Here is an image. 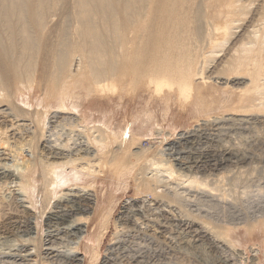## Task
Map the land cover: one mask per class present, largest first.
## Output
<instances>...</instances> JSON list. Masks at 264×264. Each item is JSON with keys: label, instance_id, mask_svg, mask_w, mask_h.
Here are the masks:
<instances>
[{"label": "bare ground", "instance_id": "bare-ground-1", "mask_svg": "<svg viewBox=\"0 0 264 264\" xmlns=\"http://www.w3.org/2000/svg\"><path fill=\"white\" fill-rule=\"evenodd\" d=\"M255 1L0 0V108L6 107L0 113L9 111L8 118L14 120L0 126V146L12 148L9 143L14 139L22 147L28 145L31 148V157H27L24 168L13 170L0 164V188L11 179H19L23 192L18 208L15 206L11 211H5L0 207V237L3 234L22 239L30 237L28 242L35 247L36 256H44L51 264H86L88 254L91 262L97 261L113 210L112 206H104L102 198L107 193L101 194L99 179L107 174L125 179V170L137 166L142 158L145 163L137 168L139 175H143L138 185L143 186L145 181L154 188L155 197L162 196L160 200L175 201V206L180 203L182 209L185 202L192 200L188 195V198L181 196L182 192L178 193L174 187L171 191L167 182L162 184L165 180L158 184L163 179L158 177L161 171L170 180L180 176L182 182L188 183L186 186H193L192 190L200 189L199 196L210 200L217 197L213 206H220V213L222 211L218 213L219 222L200 215L202 212L191 213L196 217L193 218L196 220L194 225L199 228L201 240L205 238L213 246L222 242L227 247L236 248L243 242L237 236L238 229L249 235L258 231L264 233V217L257 220L243 216L235 218L237 211L247 216L251 196L264 194V185L260 183L264 174L261 171L258 177L254 174L262 155L254 159L255 152L253 156L249 155L231 143L218 150L214 147L212 151L191 152L182 158L175 156L176 164L182 167L180 170L184 169L179 173L174 162L167 164L156 157L145 156L144 149L137 146L141 140L135 131L130 132L126 141L123 138L126 127L111 130L102 123L98 124L92 114L81 111L82 105L96 96L125 100L130 94L134 98L149 94L153 100L166 102L165 119L169 118L172 102L183 112L191 110L192 114L199 113L207 118H213V114L227 117L228 114L234 117L263 114L264 0H257L254 4ZM38 93L39 103L35 106L33 99ZM67 113L72 114L67 120H71L68 128L87 133L88 138L83 143L71 142L72 138L62 141L57 138L60 135L58 130L54 139L55 130L52 135L46 133L51 130L47 126L51 114L56 115L57 120L65 121ZM162 124H158L160 131L164 130ZM24 129L29 132L26 136L22 134ZM191 133L185 130L180 137H190ZM175 142L178 141L171 143ZM115 143L121 151L114 149ZM133 147L138 149L134 151ZM218 161L221 164L218 169L223 168L224 172L217 173L215 181L212 176L213 183L208 180L211 167L198 176L197 169L201 165L212 163L215 167ZM247 165L249 167H245ZM250 165L252 172L248 169ZM240 186L243 190L240 193L237 189L240 193L237 196L235 189ZM60 193L61 197L55 200ZM108 200L114 204L110 195ZM210 208L207 209L211 214ZM189 209L185 213L190 215ZM139 210L134 214L138 215ZM43 224L50 231L46 239L40 237L42 239L38 241L32 236L40 233ZM92 227L93 231L90 230ZM160 227L166 228L162 223ZM65 238L73 240L71 254L64 253L60 249L62 246L56 247ZM186 243L194 249L197 247V243ZM45 244L51 247L45 248ZM21 245L24 250L15 252V259L23 260L32 255L28 253V245L23 242ZM83 252L85 255L80 258ZM147 256L132 257L137 263L139 258H145L141 262L147 258V263L155 264L151 261L154 258L150 260ZM114 260L110 262L106 258V263L122 264Z\"/></svg>", "mask_w": 264, "mask_h": 264}, {"label": "rangeland", "instance_id": "rangeland-1", "mask_svg": "<svg viewBox=\"0 0 264 264\" xmlns=\"http://www.w3.org/2000/svg\"><path fill=\"white\" fill-rule=\"evenodd\" d=\"M256 1L254 2V4L256 3ZM39 95H40V93H38V95L35 96V98L33 99L35 106H37L36 104L39 103V101H38ZM113 98H116V99L113 100V99H110L106 96L93 97L90 100L86 101L82 105L81 111L85 112L88 115L92 114L94 116L93 119L96 122L97 121L99 122L98 124L102 123V125L103 124L106 125V127L111 129V130L118 131V130H121L123 127H126V131L123 135V138L126 141L129 137L131 131H135L136 133H138L140 136L141 142L139 141L140 143L137 146L140 149L141 148L144 149L145 156H149L151 158L156 157L161 162H165L167 164H172L174 162L173 163L175 166L174 168H176V169L178 168L180 170L182 167L180 168V166L178 164H176V161H175V159L178 157V155H179L178 158H180V157L182 158V157H185V155H190L191 152L197 153L199 151H212L214 147H215L214 150H218V149L222 148L221 146L224 147V145L226 146L227 144L229 145V144L233 143L236 146L238 145V147H239V149H241V151H242V149L246 150V152H248L249 155L253 156V154L255 152V154L253 156L254 159L256 157L257 158L260 157L259 155H262V157H261L262 159L260 158L261 163H259V167L256 171H254V174L257 175V177L259 176L260 171L262 174H264V113L263 114L242 115V116L235 115V117L233 114H228V117H227V115L226 116L225 115L220 116V114L219 115L213 114V118L211 116H210V118L209 117L207 118V117H204V115H202V114L200 115L199 113L198 114H194V113L192 114L191 110L183 112L180 110V107H178V105L175 102H172V104L170 106L171 113L169 115V118L165 119L166 118L165 109L167 107L166 106L167 104L164 100H159V101H156L155 99L153 100L152 98L149 97V94H146L142 98H134L133 94H130L128 97H125V100H119V98H117V97H113ZM2 109H6V107L0 108V110H2ZM8 113H9V111L0 113V124L2 123L0 125L1 127H2L4 122H6L7 124L9 121L14 122V120H11L10 116H9V118H10V120H9ZM53 114H51V117H49V119H47V126L52 131L47 128V130H49V131L46 132L47 134L49 133L48 135H52L54 132L53 130H55L56 132H55V135L52 137L53 139L56 138V136H58L57 134L59 132L61 137L59 135L57 138H60V139L62 138L61 139L62 141H65V138H72L70 141L75 142V143H76V141H77V143L79 141H80V143H83L84 140H86V137H87L86 134L87 133L84 134L85 131H80V130L77 131L76 129H75V131H73L72 128L71 129L68 128L71 126V124H70L71 120L70 119H69L70 121H67V120H68V118H70V116H72V114L67 113L65 121L64 120L61 121V118L57 120L56 115H55V117H53L54 116ZM217 116H219V117H217ZM229 116H230V118H229ZM3 120H5V121H3ZM55 120H57V121H55ZM67 123H69L70 125H68ZM157 123L159 125H161L163 123L162 125L164 126V130L160 131L161 127ZM220 125H222V126H220ZM224 125H226V126H224ZM217 126L221 127V129L219 127L217 128ZM157 128H158V130H157ZM227 128H228V130H227ZM57 130H58V132H57ZM71 130H72V132H71ZM185 130L191 131L192 132L191 134H193V135H190V137L181 139L180 136L182 134H184ZM220 130H222V132ZM0 131H1V129H0ZM171 131H172V134H171ZM10 132H11V130H9L8 134ZM23 133H24V136H26L29 132H27L24 129L22 134ZM211 135H212V137H211ZM192 136H193V138L196 137V138H194L195 142H194V139L191 138ZM3 137H5V135H3ZM197 137L199 138V141H198ZM196 139H197V142H196ZM174 141H178V142H175V144H172L171 142H174ZM192 142H194V143H192ZM116 143L118 144V142H116ZM116 143L114 144V149L115 150L119 149L118 151H121L120 147H118L119 144L117 146ZM17 144L18 143L14 142V139H10L9 146H12V148L11 147L8 148L7 146H5V147L0 146V152H2L0 154L2 162L0 160V164H5L6 166L11 167V169H13V170H15V168L17 170L24 168L25 165H23V164L28 163V161L27 162H25V161L30 159V157H31L30 156L31 155L30 154L31 148L28 145H26V146L23 145V147H22V145L18 144L19 145L18 146ZM71 144L74 147L78 146L77 144L74 145V143H71ZM16 147L19 148V150ZM21 147L22 148L25 147V148L22 149ZM170 147H174V148H170ZM138 148L133 147L132 150L136 151ZM198 148H199V150H198ZM210 148H212V149H210ZM22 152H23V154H22ZM188 152H189V154H188ZM175 156H176V158H174ZM27 157H28V159H27ZM184 159L185 158H183V161L186 160V159L185 160ZM143 160H144V158L139 160L138 165H142L143 163H145V161H143ZM3 161H4V163H3ZM135 161H137V159ZM166 161H168V162H166ZM138 165L134 166V168L130 167V169L132 171L130 169L125 170L126 171L125 174L127 173L125 176L126 177L125 179L122 178V180H121L120 178H115V177L112 178L111 176H109V174L104 175V176H102V178L99 179L98 186H100V189H102L101 194L107 193V196L102 198L104 201V204H105L104 206H112L113 210L110 214L111 218H110L108 229L105 232L106 234L104 235L105 237L102 238V243H101L102 246H101V250H100V253L98 256V260L95 261L96 263L94 261L91 262V260L89 259L91 257L88 254V259H87L86 264H88V263L89 264H105L106 258L110 262H111V259H113V260L115 259V260H117V262L118 261L120 263L122 262V264H127V263L128 264H149V263H147V262H149L147 260V258H146L145 262H141V260L144 261L145 258H142V259L139 258V260H138L139 262L137 263L136 262L137 260H135L136 258H133V257L139 256V255H142V256L148 255L147 257H150V260L154 258V260H151V261L152 262L154 261L155 264H217V263L225 264V262H226V264H264V233H262V231L261 232L258 231L257 233L255 232V234H253V235H249L243 229L240 228L241 231H240V229H238L239 232H238L237 236L241 240H243V242H242V244H238L236 246V248H234L233 246L227 247L226 245L222 244V242L220 244L218 243V246L217 245L213 246L211 244V242L208 241L207 239L204 238L201 240L199 232H198L199 228L196 227V225H194L196 220L193 218H196V217L192 216L191 213L192 212L193 213L202 212L200 215H202V214L204 216L207 215L206 217H208L209 219L212 220V218H213V222H215L217 220L219 222L218 213H220L219 210H221V209H220V206L214 207L218 201L217 197H215L216 199L212 198L210 200L209 197L206 199L202 196H199V194L202 191L200 189L195 188L196 191H198V192H196L195 189L192 190L193 186H191V187H190V185L186 186L185 184H188V183L182 182L181 181L182 178H180V176H177V177L175 176L174 178H172L170 180L167 177L165 172H163V171H161V173L159 172L158 175L159 174L160 175L158 177L160 179L161 178H163V179L161 181L157 177V179H159L161 181V182L159 181L160 183H158V184H161L165 180V183H162V184L165 185L167 182V184L169 186L171 185V187H169L166 184V186L171 191L173 190L171 188L174 187V189L177 190L178 193L182 192L183 195L180 194L181 196H185V195H186L185 197H187V195H188V197L190 196L189 198L188 197L187 198L192 199V200H189V201L187 200L189 203L185 202L186 204H184V208H183V209H186V207H187V209L191 208V209H189V211H190V215H189V213L188 214L185 213V211L187 209L183 211V209L181 208V207H183L182 204L179 205L180 203H178L179 207H177L178 205L175 206V204H174L175 201H172L173 202L172 203V202H170L171 200L166 199V198H164V199L162 198L163 200L162 199L160 200L159 198L162 196L155 197L154 188L153 189L150 188L149 184H147L145 181L143 183L146 186L143 184V186L139 187L138 183L142 181L141 177L143 175H141V176L139 175V173H138L139 170L137 171ZM211 165H209V166L201 165L199 167V169H197V172L199 171L198 176L203 175L204 170L206 168L211 167L212 170L208 171V173L209 172L211 173V174H209V177L210 176L211 177L210 178L208 176L207 177L209 178L208 180L213 183V181H215L214 176L216 175L215 176V179H216V177L218 176L217 173L219 174L221 172V174H222L224 171H223V168L218 169V167H221V164L219 163V161L215 163V167L213 166L214 164L211 163ZM245 167H249V165H247ZM250 167H251V165H250ZM248 169H250L251 172L253 170L252 167L248 168ZM182 170H180L178 172L179 173L184 172V169H182ZM136 171H137V173H136ZM149 172H151V171L149 170ZM163 173H164V175H163ZM138 175L140 176V179L138 178L139 177ZM212 176H213V181H212ZM134 177H135V179H134ZM167 178L169 180H167ZM176 178H178V179H176ZM15 180H17L18 183ZM9 181H10L9 183L6 182L5 187L2 186L0 188V191H2V192H0V204H1L0 207L2 210L4 209L5 211H11L15 206H16L15 208H18V206H21L20 198H23V196H22L23 192H22V189H20L19 179H14V181H13V179H11ZM121 181L124 182V184H121ZM125 181H126V183H125ZM170 183H172V184H170ZM260 183L264 185V179L263 180L261 179ZM164 185H162V186H164ZM162 186H160L159 188L163 189ZM159 188H158V190H159ZM237 189H239L240 193H241L243 188L240 186V188L236 187V189H235L236 195L237 194L240 195V193H239V191H237ZM199 190H200V192H199ZM3 191H5V192H3ZM15 191H17V193ZM65 191H67V190H65ZM184 191H186L187 193ZM188 191H189V194H188ZM190 192H192V193H190ZM15 193H16V195H15ZM18 193H20L21 195ZM193 194H195L194 197H193ZM196 194H198V196ZM24 195L27 197V194H24ZM61 195H62L61 193L58 194L56 196L57 198H54V199L55 200L58 199L59 197H61ZM109 195L111 197V200H114V204L109 202V200H108ZM212 195H215V194H212ZM212 195H211V197H212ZM263 195L257 196L259 198H257L254 195L257 199L254 196L250 195L252 201H250V202L248 201L249 202L248 204L246 203L247 204V211H246L247 213L245 212L248 217L244 216L242 214L243 213L242 211L239 212L240 214L237 211V212H235V215H236L235 218H239V217L243 216V218H245V219L246 218L248 219L249 217H251L250 220H257V219L264 217L263 216V214H264V196ZM200 197H201V199H200ZM195 198H198V199H195ZM13 200H14V202H13ZM16 200H18V201H16ZM167 200L169 201V203ZM54 201H53V203L51 201V203L54 204L55 203ZM198 201H199V203H198ZM18 202H20V203L18 204ZM200 204H201V208H199ZM10 205H11V207H10ZM211 205L212 206L214 205V206L212 207ZM2 207H4V208H2ZM138 207L140 210L138 209ZM209 207H211L209 209V211L211 210V214H210V212H208V209H207ZM180 208L182 209V211L184 213L180 210ZM212 208H213V210H212ZM214 208H216L215 210H218V212H215ZM200 209H201V211H200ZM129 210L131 212H128ZM138 210L140 213H138V215L134 214V211H138ZM191 210H193V211H191ZM212 211H214V212H212ZM206 212H207V214H206ZM249 212H250V214H249ZM221 213H222V211H221ZM179 214H180V216H179ZM127 215L129 217L135 216V217H133L134 219L132 218L131 221L132 222L136 221V222L132 223L129 220V217H126ZM256 215H257V217H256ZM122 217L124 219H122ZM220 219H224V218L221 217ZM21 220L24 221V219H21ZM26 220H28V222H29L28 218ZM122 221H123V223H122ZM236 221H238V219ZM160 222L165 225L166 228L165 229L163 228L164 230L160 227V224H161ZM44 226H45V228H44ZM92 229H93V227L90 228L91 231H93ZM168 229H169V231H168ZM48 230L50 231V228L47 225L43 224L42 228L40 229V233L35 234L32 237L37 239L38 241L40 239H42L40 237H43L44 239H46L47 234L49 233ZM11 237L12 236H10L9 234H3V236L0 237V264H39V263L40 264H51L50 263L51 261L44 258V256H41L39 258L36 256L37 254L35 251L36 250L35 247L32 246V244H29V242H28V241H30L29 240L30 237H27L26 238L27 240L24 239L25 237L23 239L19 238L18 236H16V237L13 236L12 238ZM21 239L23 240L22 242L25 245L29 246L28 253L32 254V255L28 256L27 259H23V260L22 259H15L16 254L18 252H21V249L24 250L23 249L24 247L21 245L22 244V242L20 241ZM185 241L186 242L191 241L193 243H197V247H196L197 250L190 247L189 245H187V243ZM71 242H73V240H71L70 238H65L62 242H60V244H57L56 247L62 246L60 249H62L64 251V253L66 252L69 254L70 252H72L71 245H72V247L74 246ZM116 244H118V245H116ZM20 246L23 248H21ZM31 246L33 248H30ZM44 246H45V248L51 247L50 245H47V244H45ZM15 252H16V254H15ZM11 255L14 258L11 257ZM84 255H85V252H83L79 256H80V258H83ZM219 258H221V259H219ZM217 259H219V260H217ZM222 259H223V261H221ZM103 260H104V262H103ZM106 264H108V263H106Z\"/></svg>", "mask_w": 264, "mask_h": 264}]
</instances>
